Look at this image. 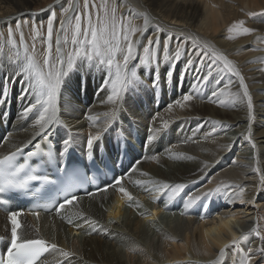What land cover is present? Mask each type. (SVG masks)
<instances>
[{
    "label": "bare ground",
    "instance_id": "1",
    "mask_svg": "<svg viewBox=\"0 0 264 264\" xmlns=\"http://www.w3.org/2000/svg\"><path fill=\"white\" fill-rule=\"evenodd\" d=\"M53 1L60 6L64 4L61 0H0V28L13 26L21 18L35 21L46 18L48 7L40 12L35 10L43 7L44 2L51 5ZM129 1L134 7L129 6L128 0H123L120 6L126 8V14L135 23L141 22L140 10L144 9L162 27L163 37L172 33L169 54L177 43L186 42L182 51L187 54L207 46L231 60L245 78L253 108L249 110L244 101L233 103L226 97L209 98L202 90L191 88V70L199 66L201 71L203 66L199 63L189 66L184 59L178 64L172 62L174 76L185 78L180 77L184 81L180 90L169 93L165 87L169 80L168 62L160 55L159 67L157 61L150 66L140 64L143 43L139 46L138 59L130 65V69L135 66L143 84L113 105L107 101L110 88L99 90L103 88L102 80L109 79L107 65L100 64L99 58L91 63L78 60L77 68L65 77L66 86L62 87L58 101L63 126L51 140L62 148L59 141L70 138L83 152L89 136L99 133L100 138L93 141L97 151L102 146L113 145L123 134L134 159L132 170L121 182L126 193L120 192V185H113L106 191L80 197L59 214H26L21 217L19 234L22 238H41L57 245V250L38 264H216L217 261L234 264L249 248L254 250L253 264H264V256L258 252L264 247V240L251 232L257 222L264 228V0ZM251 11L257 14L251 16ZM239 19H245L253 30L250 34L230 31ZM59 24L52 39L55 50L56 39L63 36ZM197 60L211 63L207 52H201ZM19 63L20 60L0 56V92L4 97L0 98V114H3L0 156L41 139L34 117L29 115L25 119L20 114L25 100L18 99L24 89L16 74ZM81 68L91 70L85 73ZM154 69L161 75L159 83L165 84H161L159 102L152 87ZM202 72L201 77L206 74ZM213 74H225L219 86L234 87L230 98L242 93L234 75L219 71ZM189 94L193 96L191 101L184 99ZM218 100L224 103H217ZM6 124L11 129L9 134ZM214 124L219 126L213 132ZM152 135L155 139L149 140ZM257 168L260 170L256 171ZM206 182L212 186H203ZM165 184L185 187L169 199L170 190L161 189ZM218 187L219 193L203 196L204 190ZM179 197L182 208L170 207L166 212L165 206ZM189 198L194 201L192 206H201L200 211L187 212L184 204ZM9 217L0 210V236H9ZM233 238L238 241L234 246ZM221 249L225 250L223 257ZM61 250L68 255H62Z\"/></svg>",
    "mask_w": 264,
    "mask_h": 264
},
{
    "label": "snow or ice",
    "instance_id": "2",
    "mask_svg": "<svg viewBox=\"0 0 264 264\" xmlns=\"http://www.w3.org/2000/svg\"><path fill=\"white\" fill-rule=\"evenodd\" d=\"M91 8L95 11L90 10ZM70 11H76V15L73 17L68 16ZM66 19L61 20L59 24V30L64 35L56 39V53L53 55V26L56 20V15L53 12L47 21V49L43 53V62L40 63L36 58V44L35 39L41 35L39 29H35V35L33 37V43L31 46V52L27 43L24 40V34L20 33V43L17 44V40L13 35V30L10 27L8 29V37L4 40L2 34H0V53L3 52V44H9L13 49H16V58L20 60L19 65L16 68V74L20 76V82L24 85V89L21 91L18 99L25 100V106L21 110V117L28 118L29 115L34 117V126L39 128L37 135L41 139H47L59 134V127L63 126L59 119L58 101L61 94L62 87L66 86L65 77L68 76L69 71L77 68L78 60H87L92 62L95 58H99V63L107 65L109 69V79L102 80L103 88L99 90L109 89L107 101L115 105L117 101L125 100L127 93L143 84L138 72L135 70V66L130 69L129 65L133 60H137L136 43L132 37L136 32L140 31L139 28H133L125 25V22L117 18L116 9L109 8L108 0H101L99 6L96 4V0H83V11L74 9L72 5H68L63 9ZM250 15H255L250 13ZM147 22V21H146ZM243 21L233 24L230 31L240 29L242 34H250L253 30L247 27H243ZM17 29H20V25L17 24ZM71 30V39L68 38V32ZM159 40H148L147 46L143 48V57L138 62L145 66H150L154 61L158 62V49H160ZM71 45L72 51L65 52L63 45ZM23 50V58L21 59L20 49ZM163 61L168 62L169 70L166 73L167 79H171L175 75V71L172 68V62L179 63L181 59L185 60V63L191 66L194 63H199L203 67L201 70L206 72L207 77H212L214 71L227 72L238 78L237 83L243 89L242 93L232 96V102L238 103L244 101L247 108L251 110L253 108L252 97L249 94L248 86L245 83V78L241 74L240 70L234 65L222 53L218 54L207 48V46L201 47L198 52L187 54L182 51V45H177L176 49L169 54V46L165 45L162 49ZM201 52H207L211 63L203 60H197V57L201 55ZM213 65H219L218 68H214ZM85 73L90 72V68H81ZM160 74L157 72L152 81V87L159 86ZM86 84V77L84 79ZM219 83V81H217ZM229 85H225V88ZM77 87H80L78 82ZM219 93H224V88L219 89ZM213 96L217 95L216 91L212 92ZM31 97L30 100L27 98ZM0 98L3 97V93L0 92ZM185 100L191 101L193 96L191 94L184 97ZM224 103V101H221ZM115 112V110H114ZM3 114H0L2 117ZM164 127H167V122H164ZM216 129L213 128V132ZM160 131V129H157ZM99 133L95 136L90 135L87 140V149L89 151L93 148V141L98 140ZM149 140L155 139V136L148 138ZM250 139V137H249ZM127 142V141H126ZM62 144V148L59 149V156L61 158L58 161L56 173L63 172V176L58 177V180H52L47 175H37V169L30 166L29 160H18L21 155L28 157H35L41 150V144L37 141L33 143L29 141L23 147H17L15 151L0 158V194L13 193L23 194L26 191H30V184L37 181H42L44 184L61 185L64 191L62 202L54 207H58L63 210L66 205H71L77 199V196L70 191L73 187V180L80 176L78 169L69 168L67 164L62 161L63 156L69 151L71 140L62 139L59 141ZM255 145H253L254 147ZM25 148L28 151L25 153ZM52 159L50 154L45 160L48 163ZM260 169L257 168L256 171ZM264 179V178H262ZM122 177H113V182L116 185H120V192L126 193V189L121 184ZM112 185H107V187ZM185 187L183 184H176L175 186L163 185L161 189L170 190L171 194L169 199L178 195L179 192ZM220 192V188L215 190H209L203 193L205 197H211L214 194ZM243 192V189H241ZM59 195V192L57 193ZM133 198L129 194V200ZM197 200L200 197L196 198ZM194 201L192 198L188 199V202L184 204V207L190 208ZM184 214V213H182ZM38 216L39 213L37 212ZM18 214L13 213L11 217V240L10 246L6 250L5 255H0V264H36V261L41 255L47 251L56 250L57 245L55 243L49 244L48 241L39 238H22L19 234V230L22 228L20 220L17 218ZM71 222V221H69ZM88 223V221H85ZM251 232L261 240H264V228L260 227L259 222L251 229ZM247 239V237H245ZM238 243L236 238H233L231 245ZM228 247V246H226ZM258 252L261 256H264V247H260ZM61 254L67 256L61 250ZM225 255V250L221 249L220 256ZM254 250L249 248L246 252L242 253V257L234 262V264H253ZM216 264H221L217 261Z\"/></svg>",
    "mask_w": 264,
    "mask_h": 264
},
{
    "label": "rangeland",
    "instance_id": "3",
    "mask_svg": "<svg viewBox=\"0 0 264 264\" xmlns=\"http://www.w3.org/2000/svg\"><path fill=\"white\" fill-rule=\"evenodd\" d=\"M62 1H64V4L62 5V6H60V4L59 3H56V2H51V5L53 6H51L50 5V2H44L41 6H43V7H38V8H36V12H40V11H42L43 9H45V8H47L48 7V11H50L48 14H49V16H47L46 18H44V19H42V20H39V21H35V19H23V18H21V19H18L14 24H13V26H8L7 28H0V34H2V36H3V38H4V40L6 41V39H7V37H8V29L11 27L12 28V30H13V35H14V37H15V39L17 40V44L19 45V43H20V33H21V31L23 32V34H24V40H25V43H27L28 44V46H29V49H30V52H31V46H32V43H33V37H34V35H35V29H39V31H40V33H41V35L39 36V37H36V39H35V44H36V58H37V60H43V53L46 51V49H47V44H46V37H47V21L49 20V18H50V16H51V14L54 12L55 13V15H56V20L54 21V26H53V35H54V30H55V27H56V25H57V23L58 22H60L61 20H63V18H65V15H64V12H63V9L64 8H67L68 7V5H72L73 6V8L74 9H78L79 11H83V0H75L74 2H73V0H61L60 2H62ZM123 0H108V4H109V8L111 9V8H115L116 9V16H117V18H120V19H122L124 22H125V25L126 26H128V24H129V22H130V26L131 27H136V28H139L140 29V31H138V32H136L135 33V35L132 37V39H133V41L136 43V53H137V55L139 54V52H140V45L143 43L144 45H143V47L141 46V48H142V50H143V48L145 47V46H147V41L148 40H154V39H156L157 38V40H159L161 43H160V49H158V52H159V55H158V58H160V55L162 56L163 55V51H162V49H163V47L165 46V45H168L169 46V50L170 51H172V48H170L171 46H172V43H170L171 41H170V37L172 36V33H170V34H167V36H165V37H163V35H162V32H163V29H162V27L159 25V24H157L154 20H153V18H151L152 16L146 11V10H140L141 11V18H139V19H141V22H137V23H135V19L132 17V16H129V13L128 14H126V11H125V7H121L120 5H121V2H122ZM128 2H130L129 0H128ZM52 3H54V5L52 4ZM101 3V0H96V4L99 6V4ZM58 4V5H57ZM130 4L131 5H129L130 7H132L133 5H132V3L130 2ZM50 7V8H49ZM121 7V8H120ZM134 7V6H133ZM35 8V7H34ZM53 8V9H52ZM55 8V9H54ZM51 9V10H50ZM58 10V11H57ZM90 10L91 11H95L94 9H92L91 8V5H90ZM129 10H127V12H128ZM147 12V13H146ZM72 13V14H71ZM250 13H253V11H251ZM69 14H71V16L70 17H73L74 18V16L77 14L76 13V11H70L69 13H68V15ZM254 14H257L255 11H254ZM251 16H254V15H251ZM44 20V21H43ZM22 21V22H21ZM147 21V22H146ZM240 21H243L244 23H243V27H247L248 28V26H247V24H246V22H245V19H239V20H237V21H235V23L234 24H237L238 22H240ZM41 22V23H40ZM43 22V23H42ZM40 23V24H39ZM17 24H19L21 27H20V29L18 30L17 29ZM34 24V25H33ZM29 26V27H28ZM32 26V27H31ZM232 28V27H231ZM152 29H154L155 31L152 33V32H150V30H152ZM6 30V31H5ZM241 31L240 29H236V30H233V32H235V31ZM64 35V34H63ZM68 38L69 39H71V30H69V32H68ZM169 35V36H168ZM153 38V39H152ZM172 38V37H171ZM142 39H145V41L143 42L142 41ZM30 41H31V43H30ZM166 41V42H165ZM169 41V42H168ZM0 42H2V41H0ZM44 44V45H43ZM184 45L183 46V48L185 47V45H186V42H180V43H177L176 45H175V49H176V46L177 45ZM64 46V50H65V52H70V51H72L71 49H72V46L69 44V45H63ZM69 49V50H68ZM16 49H13L9 44H7V43H4L3 44V52L2 53H0V56L1 57H6V56H8L11 60H17V58H16ZM169 51V52H170ZM174 51V50H173ZM20 54H21V59L23 58V50H22V48L20 49ZM53 55L55 56L56 55V50L54 49V47H53ZM142 57H143V55H142ZM163 57V56H162ZM40 58V59H39ZM97 59V58H96ZM159 60V59H158ZM134 61V60H133ZM132 61V62H133ZM131 62V63H132ZM131 63H130V65H131ZM130 65H129V67H130ZM191 69H193V68H191ZM200 69V67L199 66H197L196 67V69H194V71L193 70H191V76L190 77H192V79L190 80V82H191V88H194V89H197L198 91H203V93H207V97H209V98H218V97H220V98H224V97H226V100H230L231 98V96H229L230 95V92L231 91H233V88L232 87H226L225 88V86L224 85H220L219 86V84L222 82V80H223V77H224V75L225 74H219V75H215V74H213L212 75V77H207L206 76V74L204 73V77L202 76H200L201 74H203V70H199ZM202 69V68H201ZM196 70V71H195ZM198 71H199V75L198 76H196V74L198 73ZM159 73V71H158V69H154V73ZM186 72V71H185ZM185 72H184V74H185ZM160 74V73H159ZM186 75V74H185ZM161 76V75H160ZM182 76V78H183V80H184V78H185V76L184 75H181ZM180 76V77H181ZM184 76V77H183ZM205 76H206V78H205ZM227 76H228V78H229V80H231V78L232 77H229L230 75H228L227 74ZM180 77H175V76H173L171 79H169L168 80V82H167V85H165L164 83H159V86L158 87H156V89H158V91H160V90H162L163 89V87L161 86V84H164L165 85V87L167 86V89L168 90H170V92L169 93H171L172 91H177V90H180L181 89V86H182V84L184 83V81L182 80V78H180ZM220 77V78H219ZM180 78V79H179ZM203 81V82H202ZM214 81V82H213ZM217 81H219V83H217ZM209 83V84H208ZM199 85V86H198ZM172 86V87H171ZM207 86V87H206ZM221 88H224V93L223 94H220L219 93V89H221ZM228 88V89H227ZM232 88V89H231ZM207 89V90H206ZM218 89V90H217ZM226 89V90H225ZM191 90V89H190ZM198 91H195V94H196V92H198ZM213 91H218L217 92V96H213L212 95V92ZM161 92V91H160ZM227 93V94H226ZM194 93H192V95H193ZM219 94V95H218ZM162 98V97H161ZM141 100H142V102H143V104H145V106H147V102H146V100L145 99H143L142 97H141ZM232 100V99H231ZM169 101V100H168ZM84 102H86L85 100H84ZM185 100L182 102V104H185ZM221 101H217V103H220ZM7 115H8V111H7ZM9 120V119H8ZM195 121H198V120H195ZM203 123L204 122H202V124H201V126L203 125ZM214 125H216L215 127V129H218V126L219 125H217V124H214ZM200 126V127H201ZM214 128V127H213ZM10 129V127L8 128V124H7V126H6V132H8V133H11V129ZM61 129H63L62 127H61ZM176 129H177V126H176ZM146 130V129H145ZM10 131V132H9ZM210 132V131H209ZM71 133V132H70ZM147 133H150V131L148 130L147 131ZM153 136V135H152ZM235 136H232V139H235L234 138ZM210 142L212 143V144H216V141L215 140H210ZM203 186H207V187H210V186H212V183L211 182H206V183H204V185ZM193 190V189H192ZM203 192H207L206 190H204ZM167 214V213H166ZM168 214H170V213H168Z\"/></svg>",
    "mask_w": 264,
    "mask_h": 264
}]
</instances>
